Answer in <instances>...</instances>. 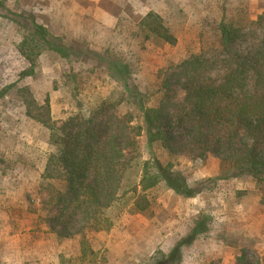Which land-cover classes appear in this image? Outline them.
<instances>
[{
    "label": "rangeland",
    "instance_id": "374dc122",
    "mask_svg": "<svg viewBox=\"0 0 264 264\" xmlns=\"http://www.w3.org/2000/svg\"><path fill=\"white\" fill-rule=\"evenodd\" d=\"M0 4V264H61V258H77L78 247L58 240L49 225L54 212L44 209L38 197L41 175L56 148L51 133L25 116L16 90L1 96L4 89L16 83L29 87L39 102L49 96L55 121L87 115L104 101H122L120 114L139 115L132 94L144 93L147 106H157L166 70L190 54L209 51L217 23L241 25L264 15V0ZM149 12L158 13L172 29L175 46L138 34L136 25ZM27 14L50 29L58 45L71 49L64 58L44 53L35 76L21 80L27 64L16 51L23 33L16 21ZM139 145L143 161L154 153L163 165L171 163L186 176L189 187L201 184V193L188 199L162 185L150 194V217L115 214L111 231L87 235L100 259L106 264H149L154 257H165L170 264H264V208L251 177H229L212 156L205 163L193 162L171 156L160 145L151 149L146 136Z\"/></svg>",
    "mask_w": 264,
    "mask_h": 264
},
{
    "label": "trees",
    "instance_id": "16d2710c",
    "mask_svg": "<svg viewBox=\"0 0 264 264\" xmlns=\"http://www.w3.org/2000/svg\"><path fill=\"white\" fill-rule=\"evenodd\" d=\"M19 17L25 18L16 21L23 32L16 51L27 64L22 80L35 76L44 53L64 58L71 46L58 45L33 15ZM136 27L148 39L170 46L178 42L156 12L146 14ZM214 33L209 51L190 54L165 71L157 106H147L146 94L131 93L139 115L120 114L122 101H104L87 115L55 121L49 96L39 102L29 87L16 83L1 93L16 90L25 116L51 133L56 153L47 159L38 197L44 209L54 212L49 225L58 240L78 247L77 258H61V264H106L87 235L111 231L114 215L123 211L150 217V194L162 185L188 199L200 195L201 184L189 187L187 177L171 163L163 165L154 153L142 160L143 136L151 149L160 145L171 156L193 162L205 163L212 156L229 177H251L264 208V15L241 25L223 20ZM119 76L127 81L122 72ZM149 261L170 264L165 257Z\"/></svg>",
    "mask_w": 264,
    "mask_h": 264
},
{
    "label": "crops",
    "instance_id": "0c3cea01",
    "mask_svg": "<svg viewBox=\"0 0 264 264\" xmlns=\"http://www.w3.org/2000/svg\"><path fill=\"white\" fill-rule=\"evenodd\" d=\"M0 240H1V239H0ZM17 253H18V255H19V253L22 254V251L19 250V248H18ZM1 254H2V253H0V255H1ZM3 254H5V253H3Z\"/></svg>",
    "mask_w": 264,
    "mask_h": 264
}]
</instances>
